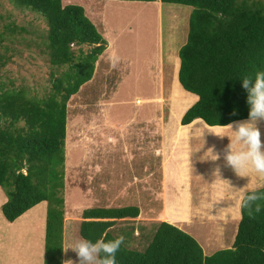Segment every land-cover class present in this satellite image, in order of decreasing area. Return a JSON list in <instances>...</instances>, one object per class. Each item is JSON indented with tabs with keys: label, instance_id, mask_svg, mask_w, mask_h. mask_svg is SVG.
<instances>
[{
	"label": "trees",
	"instance_id": "16d2710c",
	"mask_svg": "<svg viewBox=\"0 0 264 264\" xmlns=\"http://www.w3.org/2000/svg\"><path fill=\"white\" fill-rule=\"evenodd\" d=\"M158 1L191 7L185 43L177 51V82L196 100L179 124L199 119L213 127L248 119V92L241 80L245 74L264 70V0ZM9 2L42 17L48 63L66 66V71L54 78L50 74V89L39 99L28 98L24 89L12 83L0 84V189L6 196L0 213L11 223L45 202L43 264H61L66 103L91 79L106 42L79 6H62L61 0ZM72 46L77 47L76 55L71 53ZM255 191L264 194V187ZM257 203L260 213L249 217L240 200V218L229 248L205 256L191 236L161 222L142 250L121 245L116 264H264V200ZM137 215L133 206L84 209L78 236L94 242L106 232L105 239L114 240L108 230L115 221Z\"/></svg>",
	"mask_w": 264,
	"mask_h": 264
},
{
	"label": "rangeland",
	"instance_id": "374dc122",
	"mask_svg": "<svg viewBox=\"0 0 264 264\" xmlns=\"http://www.w3.org/2000/svg\"><path fill=\"white\" fill-rule=\"evenodd\" d=\"M61 2L63 6L82 8L106 42L91 79L66 103L68 127L65 126L63 143L61 193L63 250L79 238L82 210L130 206L133 195L137 196L143 185L134 182V178H143L144 169L154 171L149 186L155 192L161 191L157 185V165L149 157L153 149L156 151L151 139L160 138L163 125L173 135L175 124H179V118L195 97L184 92L177 82V51L185 43L191 7L162 4L158 0ZM45 32L44 20L38 14L18 9L9 0H0V84L12 83L15 88L24 89L28 98L47 95L52 77L60 76L66 66L49 65L43 46ZM70 50L73 55L77 54V47L72 46ZM153 117L160 118L152 126L148 125ZM138 127H142L141 133L136 132ZM147 127L150 132L143 130ZM147 134L151 136L150 141ZM143 187L148 189L146 182ZM0 191L3 200L6 199ZM39 207L44 209L45 219L46 203ZM214 211L206 209L203 217L202 214L193 216L195 219L183 227L205 256L231 246L229 237L234 227L228 220L231 217H225L224 213L217 221ZM31 216L32 213L25 214L21 221H30ZM154 223H146L140 232L131 220L116 221L108 232L115 238L124 236L123 247L140 251L150 241ZM31 231L29 236L35 235V229ZM29 252H32L30 246ZM33 259L34 256H29V261ZM69 259L79 264L75 252L62 251L61 263Z\"/></svg>",
	"mask_w": 264,
	"mask_h": 264
},
{
	"label": "crops",
	"instance_id": "0c3cea01",
	"mask_svg": "<svg viewBox=\"0 0 264 264\" xmlns=\"http://www.w3.org/2000/svg\"><path fill=\"white\" fill-rule=\"evenodd\" d=\"M61 5L63 6L62 2ZM95 66L94 64V68ZM159 118H154L148 125L152 126ZM256 124L261 132V140L264 142V121L257 120ZM175 125L173 135L172 130L168 131V127L163 125L160 138L151 139L154 141L157 152L153 149L154 152L152 155L149 154V157L157 165L159 177L157 185L161 191L155 192V188L152 185L149 186L154 171L144 169L146 176H142L147 179L145 182L148 189L143 187L145 185L143 178H141L142 181H139L140 178H134V182H141L143 185L139 188L138 195H133L134 202L130 205L138 210L137 217L117 221L131 220L137 224L139 228L137 231L140 232L146 228V223L153 222H155L153 225L164 222L186 232L183 227L188 225L187 222L190 223L191 219H195L193 216L200 217L199 214H202L203 217L206 209L211 208L215 210L216 217L218 216L217 221L224 213L225 217H231L228 218L229 223L234 225L233 233L229 237L231 245L237 227L235 223H238L240 218L241 194L238 191L242 188H246L248 192L259 189L261 188L259 185L264 184V181L255 174L239 177L230 166H227L223 156L230 141L227 136H216L220 134V130L215 126L208 127L199 119H194L184 126ZM141 128L138 127L136 132L141 133ZM143 130L150 132L148 127ZM224 134L230 135V133ZM147 137L150 141V134H147ZM210 148L213 149L214 154L220 156V159L213 161L206 158L205 153ZM217 168L220 172L219 179L228 181L231 189L213 175ZM5 201L0 191V206ZM39 206H45V202L33 206L11 223L7 222L0 213V264H43L45 219L44 209ZM28 213H32L30 221H21V218ZM115 225L114 223L112 227ZM32 229H35V235L29 236L28 231ZM29 246L34 254L32 262H29Z\"/></svg>",
	"mask_w": 264,
	"mask_h": 264
},
{
	"label": "clouds",
	"instance_id": "9594fccd",
	"mask_svg": "<svg viewBox=\"0 0 264 264\" xmlns=\"http://www.w3.org/2000/svg\"><path fill=\"white\" fill-rule=\"evenodd\" d=\"M241 82L242 87L248 92L247 103L250 106L248 120L234 121L224 126L216 124L215 127L220 130V134L216 136L229 138L230 142L225 149L223 159L237 176L248 177L249 174H255L264 181V142L261 140V132L256 124L257 120L264 121V70L245 74ZM224 133H230V135ZM205 154H207L206 158L213 161L220 159V156L214 154L211 148ZM219 174V168H217L213 175L219 179ZM220 181L230 188L228 181ZM259 187H264V184ZM238 192L241 194V208L248 210L249 217H253L254 213H260L261 205L257 202L264 200V194L255 190L248 192L246 188ZM253 205H255L254 208ZM106 235L105 232L94 242L84 237L76 238L62 251L67 252L70 249L75 252L79 264H116V253L124 243L125 237L121 235L114 240H106ZM62 264H74V262L69 259Z\"/></svg>",
	"mask_w": 264,
	"mask_h": 264
}]
</instances>
